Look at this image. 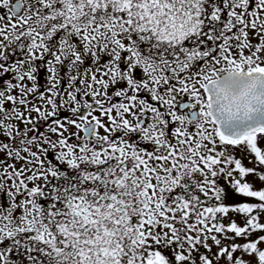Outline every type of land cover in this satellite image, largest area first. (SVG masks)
I'll return each instance as SVG.
<instances>
[{
	"label": "snow or ice",
	"instance_id": "obj_1",
	"mask_svg": "<svg viewBox=\"0 0 264 264\" xmlns=\"http://www.w3.org/2000/svg\"><path fill=\"white\" fill-rule=\"evenodd\" d=\"M0 264H264V0H0Z\"/></svg>",
	"mask_w": 264,
	"mask_h": 264
}]
</instances>
